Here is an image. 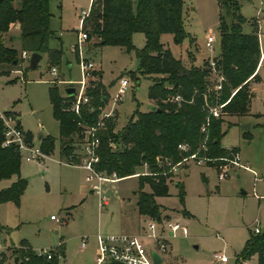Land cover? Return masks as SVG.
Listing matches in <instances>:
<instances>
[{
    "label": "rangeland",
    "instance_id": "374dc122",
    "mask_svg": "<svg viewBox=\"0 0 264 264\" xmlns=\"http://www.w3.org/2000/svg\"><path fill=\"white\" fill-rule=\"evenodd\" d=\"M19 1L13 0L12 5L18 7ZM90 4V0H48L51 14L48 23L54 36L47 45L62 50L60 64L54 65L55 76L49 74L45 54L33 69L27 67V57L15 66H0V110L13 114L20 129L30 134L29 139L35 145H39V135L57 138V122L51 115L47 87L50 80L62 92V85L57 80L79 79L78 53L71 51L76 43L75 30H78L75 10L87 11ZM257 7L258 0L241 2V14L246 19L243 31L250 32L252 26H257L264 48V9L257 15ZM220 13L217 0H183L185 37L176 43L171 33H163L159 42L175 57L194 64H200L207 57L217 58L220 54ZM94 20L92 13L84 32L94 28ZM225 21L229 22L228 19ZM9 31L12 47L19 51L16 22L10 25ZM208 34L215 37L212 51L205 46ZM97 40L95 35L87 37L80 47L83 51L80 57L91 60L94 70L101 71L102 83L109 94L106 109L113 105L118 79L125 76L129 80L121 100L113 105L112 118L116 121L114 131L117 132L137 112H147L155 107L148 98L152 80L139 72L137 51L143 47L145 38L143 33L134 32L129 51L117 45L94 46ZM205 81L208 82V77ZM252 86L251 83L250 90ZM254 87L256 94L252 99L251 114L225 116V134L221 139L223 147L237 150L240 163L247 168H239L227 161L196 164L192 160L172 163L167 159L165 168L172 173L168 193L155 197V201L167 217L180 219L187 234L169 239L168 250L159 264H236L237 254L250 234H255L254 228L260 229L259 234L264 233V62ZM215 99L211 107L219 105V97ZM228 121L231 124L226 123ZM245 132L250 135L249 139L244 137ZM47 155L42 160L30 161L19 156V176L26 184L17 204L0 202V237L11 244H20L18 241L22 240L34 250L62 244L64 256L58 264H94L98 231L130 233L135 219L134 191L138 188V173L104 182L103 194L112 203L101 209L97 195L85 181L84 170L58 162L63 157L58 154L57 141ZM224 165H228V176L220 180L218 172ZM138 171L144 174L149 169L143 165ZM14 178L0 180V189ZM144 190L149 191L148 185ZM181 192L183 202L180 201ZM183 209L189 214H183ZM51 215L60 221L51 220ZM147 220L140 223L143 229ZM84 240L86 247L80 248ZM215 253L226 255L228 260H216ZM247 264H257V257L253 256Z\"/></svg>",
    "mask_w": 264,
    "mask_h": 264
},
{
    "label": "trees",
    "instance_id": "16d2710c",
    "mask_svg": "<svg viewBox=\"0 0 264 264\" xmlns=\"http://www.w3.org/2000/svg\"><path fill=\"white\" fill-rule=\"evenodd\" d=\"M12 1L0 0V36L16 22L19 52L4 45L0 39V66H15L22 60L17 56L21 52L45 54L48 68L59 65L61 48L47 45L54 36L48 23L51 16L48 0H20L18 7L13 6ZM217 1L221 9L218 26L221 37L220 54L215 59L225 77L218 92L206 85L208 59L199 66H189L159 42L163 33H171L176 43L185 37L183 0H92L89 15L82 23L83 29L94 13V28L86 32L87 37L95 35L98 38L94 46L117 45L129 51L132 49L131 35L134 32L144 35V45L137 51L139 72L152 80L148 98L155 107L147 112H137L117 132L114 131L116 121L109 117L104 120V126L96 130L94 137L99 140L95 150L97 170L115 172L118 177L138 173V188L134 191L136 206L138 213L147 218L166 216L155 197L168 193L172 173L165 168L167 159L176 163L198 150H201L200 155L211 158L229 157L230 151L237 152L235 148L230 150L221 145L225 134L223 124L227 115L239 117L249 112L250 83L259 79L256 72L260 59L258 28L252 26L250 32L243 31L246 22L240 10L243 0ZM86 94L90 98L89 103L80 106L75 114L71 109V96L64 95L52 82L47 87L58 135L57 138L45 135L39 139V148L43 153H50L57 141L59 155L71 156L77 161L78 154L74 153L76 145L82 143L88 126L98 123L100 109L108 98L100 70L91 71ZM175 95L181 97L179 103L171 100ZM216 96L219 97V104L224 103L218 118L209 115L210 104ZM204 123L208 126L207 133L201 131ZM226 123L231 124L229 121ZM24 135L30 141V134L26 132ZM244 137L249 139L250 135L245 132ZM2 139L0 120V180L15 177L8 186L0 189V202L17 204L26 182L19 176V154L13 146H2ZM180 143L187 144L188 150H180ZM202 145L207 151L202 150ZM143 165L149 169L147 174L138 171V167ZM145 185H148L149 191L144 190ZM180 201L183 202V192ZM182 212L185 215L188 213L185 209ZM19 245V248L12 249L10 255L21 264H58L63 254L61 244L51 249L49 259L37 255L24 241ZM253 256L257 257V264H264V233L250 234L237 254L236 264H246ZM0 264L18 263L4 257L0 259Z\"/></svg>",
    "mask_w": 264,
    "mask_h": 264
},
{
    "label": "built area",
    "instance_id": "2783aa9c",
    "mask_svg": "<svg viewBox=\"0 0 264 264\" xmlns=\"http://www.w3.org/2000/svg\"><path fill=\"white\" fill-rule=\"evenodd\" d=\"M264 9V0L258 1V12ZM89 15V9L87 11L80 12L79 26L76 34V43L71 48L72 51H77L79 61L77 62L79 79L77 80H57L58 83L65 84L66 86H73L74 92L71 95V109L77 114L79 107L82 105H87L89 103V96L86 94V87L89 77L91 76V71L95 69L94 63L90 60H84L82 55H80V47L82 43L85 42L87 38L86 32L82 29V23L84 18ZM215 37L213 34H208L205 40V45L208 50H213V43ZM20 57L24 59L28 57V54L21 52ZM208 82L206 85L208 89L218 92L222 88V84L225 81V77L217 66L215 58H208ZM49 74L55 76L57 74L56 67L49 68ZM206 77V78H207ZM129 85V80L125 76H121L118 79V86L116 92L112 98V104L121 100L123 94L127 90ZM65 95V93H63ZM174 102H180L181 97L175 95L171 98ZM113 105L110 109H106L104 106L100 109L99 118L100 120L95 126H88L84 131V139L82 143L78 145L79 153L77 161L71 156L63 157L59 159L58 162L63 165H72L83 169L85 172L84 178L91 186L90 189L97 195L98 205L100 208L108 205L111 199H108L103 194L102 185L104 182H114L122 179L123 177H118L115 172L106 173L105 171H99L95 168V163L98 161V156L95 152L99 140L94 137V133L99 127L104 126V120L112 117ZM223 104H219L216 107H211L209 109V115L218 118L221 113V108ZM0 120L2 123V146H13L19 156H23L25 161H30L33 159L42 160L47 158L46 154L43 153L39 145H35L30 141H27L24 132L20 129L17 124L15 116L5 110H0ZM201 131L207 133L208 126L204 123L201 126ZM178 148L183 151L188 150V146L185 143L178 144ZM202 150L207 151L205 145H202ZM198 150L185 157L181 161L192 160L196 164H203L206 161H227L235 166L247 168L239 161L238 152H229V157H219L211 158L200 155ZM144 174H147L144 173ZM228 176V165L219 170L218 178L220 180ZM264 197V196H262ZM51 220L60 221L55 216H49ZM145 229H142L135 233H103L97 232L95 234V240L97 244V249L94 257V264H111L112 261H121L126 264H154L153 253L157 254L162 260V255L168 250V241L170 238H175L177 236H186L187 229L186 226L180 221V219H173L170 217L162 216L160 219L149 218L147 220ZM254 233H260L258 227L254 228ZM86 246L85 240L80 243V248ZM19 244H11L4 242L0 237V259L5 257L7 259H13L11 257V251L14 248H19ZM53 248V247H52ZM52 248H44L39 250L32 249L37 255H43L46 259L50 258V252ZM213 257L220 261L226 262L228 260L227 256L224 254L215 253ZM18 261V260H17Z\"/></svg>",
    "mask_w": 264,
    "mask_h": 264
},
{
    "label": "crops",
    "instance_id": "0c3cea01",
    "mask_svg": "<svg viewBox=\"0 0 264 264\" xmlns=\"http://www.w3.org/2000/svg\"><path fill=\"white\" fill-rule=\"evenodd\" d=\"M259 1V0H258ZM92 2V0H90V3ZM91 5V4H90ZM83 10H79V11H77V10H75V14L77 15V17H78V24H77V27L79 26V17H80V12H82ZM262 11V10H261ZM260 11V12H261ZM258 12V7L256 8V13ZM259 13H257V15H258ZM11 25V24H10ZM17 27H18V24H17ZM10 26H9V28H8V30L6 31V32H4V33H2L1 34V36H0V39L2 40V42L4 43V45H6V46H11L12 47V44H11V40H12V37H11V35H10ZM18 31H19V29H18ZM76 31V34H77V29L75 30ZM9 33V34H8ZM5 35H6V38H5ZM96 43V42H95ZM19 45H20V42H19ZM206 46V45H205ZM259 47H260V59H259V63H258V66H257V68H256V72H257V74H258V77H259V73H260V71H261V69H262V67H263V62H264V48H262V45H261V38L259 37ZM14 48V47H13ZM15 49V48H14ZM72 51V50H71ZM17 52H19L18 50H17ZM73 52V51H72ZM82 50H80V55H82ZM43 54H41V56H42ZM207 59H208V57H207ZM207 59H203L202 60V62L204 61V60H207ZM91 61V60H90ZM184 61V60H183ZM184 62H186L187 64H189V66L190 65H195V66H199V65H201L202 64V62L200 63V64H194V62L193 61H184ZM37 65V64H36ZM67 67L68 68H70V64H68L67 65ZM64 80H69V79H64ZM259 80V79H258ZM258 80L257 81H252L251 83L253 84V86H252V88H251V92H252V96H251V100H250V105H249V112H248V114H251V103H252V99L254 98V96H255V94H256V90H255V87H254V83H257L258 82ZM102 81V80H101ZM49 82L51 83V81L49 80ZM118 83V82H117ZM250 83V84H251ZM59 84H61L62 85V93H64L63 92V88L64 87H66V85L65 84H62V83H59ZM109 95V94H108ZM110 98V97H109ZM108 100L109 99H107V101H106V103L104 104V107H106V105H107V102H108ZM6 111V110H5ZM258 114H260V113H258ZM257 115V114H256ZM17 123H18V120H17ZM19 124V123H18ZM47 135V134H46ZM43 136H45V135H43ZM42 136H38V138L40 139ZM30 142L31 143H33L32 142V140H30ZM34 144V143H33ZM38 144H39V142H38ZM55 144V143H54ZM74 153L75 154H78L79 153V148H78V144L76 145V149L74 150ZM59 154V153H58ZM46 156L48 157V155L46 154ZM60 156V155H59ZM61 157V156H60ZM240 168V167H239ZM135 200H136V198H135ZM112 203V201L108 204V205H110ZM108 205H106L105 207H107ZM102 209V208H101ZM134 211H135V219H134V221L131 223V226H130V233H135V232H138V231H140V230H142L143 229V226H140V223L142 222V220L144 219V220H147V217H145V216H143V215H141V214H139L138 213V210H137V206L134 208ZM189 213H187V215H188ZM98 232H101V231H98ZM117 233H125V232H117ZM22 241V240H21ZM21 241H18V242H21ZM4 242H6L5 240H4ZM26 243V242H25ZM27 244V243H26ZM61 246H62V244H61ZM86 247V246H85ZM84 247V248H85ZM62 253H63V248H62ZM63 256H64V254H62V257L61 258H63ZM163 259V258H162ZM162 261V260H161ZM248 263V261L246 262V264Z\"/></svg>",
    "mask_w": 264,
    "mask_h": 264
},
{
    "label": "water",
    "instance_id": "95a60500",
    "mask_svg": "<svg viewBox=\"0 0 264 264\" xmlns=\"http://www.w3.org/2000/svg\"><path fill=\"white\" fill-rule=\"evenodd\" d=\"M40 59H41V54L40 53H37V52L29 53L28 57H27V63H28L27 67L29 69L35 68L37 62ZM63 92L65 93L66 96H71L73 94V92H74V87L73 86H66V87L63 88ZM246 128H248V125H246ZM12 261L14 263L21 264V262H18L15 257H13ZM153 261H154V264H159L161 262V259H160V257L157 254L153 253ZM111 264H126V263L114 260V261L111 262Z\"/></svg>",
    "mask_w": 264,
    "mask_h": 264
}]
</instances>
